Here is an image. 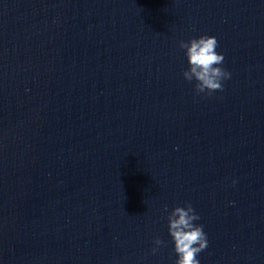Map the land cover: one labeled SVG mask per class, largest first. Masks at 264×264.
<instances>
[{"label": "clouds", "instance_id": "9594fccd", "mask_svg": "<svg viewBox=\"0 0 264 264\" xmlns=\"http://www.w3.org/2000/svg\"><path fill=\"white\" fill-rule=\"evenodd\" d=\"M217 47V39L208 35L179 42V48L184 50L188 62V68L182 75L188 82L195 81L197 95L211 96L214 92L223 91V81L231 78V73L221 67L225 58L216 51ZM167 219L168 232L177 255L175 264H200L197 256L208 247V240L203 225L195 223L200 217L191 203L176 206ZM153 243L156 246L152 249L153 253L164 245L159 237Z\"/></svg>", "mask_w": 264, "mask_h": 264}]
</instances>
